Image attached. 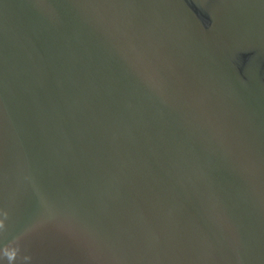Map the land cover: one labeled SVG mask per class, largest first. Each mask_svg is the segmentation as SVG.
<instances>
[{
    "label": "water",
    "instance_id": "1",
    "mask_svg": "<svg viewBox=\"0 0 264 264\" xmlns=\"http://www.w3.org/2000/svg\"><path fill=\"white\" fill-rule=\"evenodd\" d=\"M0 264H264V0H0Z\"/></svg>",
    "mask_w": 264,
    "mask_h": 264
}]
</instances>
